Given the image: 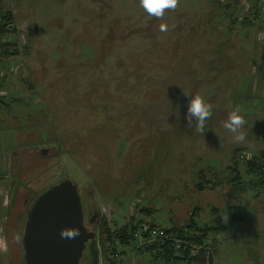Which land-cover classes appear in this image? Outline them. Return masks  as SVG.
<instances>
[{
    "label": "rangeland",
    "instance_id": "1",
    "mask_svg": "<svg viewBox=\"0 0 264 264\" xmlns=\"http://www.w3.org/2000/svg\"><path fill=\"white\" fill-rule=\"evenodd\" d=\"M1 7L15 17L4 41L17 55L0 57V202L9 217L0 264H25L27 212L65 180L112 229L139 209L169 234L221 218L224 230L207 239L211 264H264V186L247 171L249 160H264V0H179L163 19L139 0ZM184 92L213 105L203 136L188 127ZM230 106L242 110L247 144L222 127ZM135 245L115 256L100 245V264H162Z\"/></svg>",
    "mask_w": 264,
    "mask_h": 264
},
{
    "label": "water",
    "instance_id": "2",
    "mask_svg": "<svg viewBox=\"0 0 264 264\" xmlns=\"http://www.w3.org/2000/svg\"><path fill=\"white\" fill-rule=\"evenodd\" d=\"M96 237L85 226L78 187L65 180L38 196L28 212L22 238L25 263L81 264L91 240L92 264H100Z\"/></svg>",
    "mask_w": 264,
    "mask_h": 264
},
{
    "label": "trees",
    "instance_id": "3",
    "mask_svg": "<svg viewBox=\"0 0 264 264\" xmlns=\"http://www.w3.org/2000/svg\"><path fill=\"white\" fill-rule=\"evenodd\" d=\"M15 17L10 12L5 10L4 8H0V48L5 49V51L0 52V57L10 58L13 57L12 55H17L16 51L10 52L9 48H6V44H9L4 41V38L15 32ZM243 23H247V20H244ZM251 25V22L249 23ZM11 53L12 55H10ZM1 61V59H0ZM0 107H2L0 105ZM264 155V154H263ZM264 158V156H263ZM239 163L237 161L234 162V167H237ZM247 171L250 174L257 175L259 177L258 184L264 186V160H261L260 158H256L253 160H249V163L247 164ZM238 172H236L237 174ZM235 180L237 182L240 181V177L236 176ZM141 212V210H140ZM145 214H150V211H147L146 209L142 210ZM137 216V215H135ZM237 216L234 217V219ZM133 221H135L134 216L131 218L130 223H128L126 226L121 228H115L112 229L110 226H108V223L106 220L101 218L99 222V246L102 245V248L104 251L109 255L111 252L113 254L117 253L118 247H127L131 245V242L134 241V238L132 236V232L134 230L133 227ZM192 221V220H191ZM221 218L217 221V225L212 226H205V227H199L196 223L194 224L191 222L187 227H175L173 230L177 232L178 236L183 238L184 240H187L188 243L194 244V245H203L206 249H208L207 252L210 253V258L207 259L205 250L202 252H199V254L194 258H188V254H185V257L183 258L184 261H187L188 264H204L208 263L210 261V264L212 263V251L210 250V245L207 243V239H209V233H220L224 230V226L222 225ZM189 228V232L183 231L184 229ZM166 256V255H165ZM172 254L165 257V259L168 261L171 259ZM162 258V255L160 256ZM177 260V259H176ZM205 261V262H204ZM25 262V259H24ZM204 262V263H200ZM26 264V263H25Z\"/></svg>",
    "mask_w": 264,
    "mask_h": 264
},
{
    "label": "clouds",
    "instance_id": "4",
    "mask_svg": "<svg viewBox=\"0 0 264 264\" xmlns=\"http://www.w3.org/2000/svg\"><path fill=\"white\" fill-rule=\"evenodd\" d=\"M178 3L179 0H139V6L142 7L149 16L157 19H163L166 11L175 10ZM160 31L166 32L167 25L162 23L160 25ZM185 95L189 97L186 114L188 127L194 128L197 133L203 136L207 126L206 122L212 117L213 105L208 103L205 97L199 93H185ZM241 113L242 110L239 106H230L228 117L223 121L222 127L232 134L234 142L247 144L248 133L244 130L246 120ZM69 235H72V233H69ZM97 246L98 250L101 251L99 242ZM111 254L115 256L112 252L110 255Z\"/></svg>",
    "mask_w": 264,
    "mask_h": 264
},
{
    "label": "built area",
    "instance_id": "5",
    "mask_svg": "<svg viewBox=\"0 0 264 264\" xmlns=\"http://www.w3.org/2000/svg\"><path fill=\"white\" fill-rule=\"evenodd\" d=\"M136 213L137 216L136 220L133 221L134 230L132 232L136 243L134 253L147 252L155 254L154 256L158 257L162 264H188L187 261L183 260L185 254H188V258H194L199 252L204 250L207 259L210 258V253L207 252L208 249L203 245L190 244L173 232L169 234L168 228L157 224L152 217L141 216L140 209ZM170 254H172V257L167 261L165 257ZM161 255L162 258H160Z\"/></svg>",
    "mask_w": 264,
    "mask_h": 264
},
{
    "label": "flooded vegetation",
    "instance_id": "6",
    "mask_svg": "<svg viewBox=\"0 0 264 264\" xmlns=\"http://www.w3.org/2000/svg\"><path fill=\"white\" fill-rule=\"evenodd\" d=\"M82 203H83V200H82ZM33 204L30 206L28 212L30 211V209L33 206ZM83 208H84L85 226H86V228L88 229L89 232L90 231H94V232L97 233L96 227L99 226V222H100V221L98 222V220H99L98 219L99 218V212L97 211L96 208H93V207L92 208H89L84 203H83ZM28 212H27V216H28ZM27 216H26L25 223H24V229H25V225H26V221H27ZM8 226H9V223L6 224L5 228H7ZM24 229H23V235H24ZM6 233H7V229H6ZM6 233H4L5 236H7ZM4 235L2 236V238L4 240H6L4 238ZM22 238H23V236H22ZM96 239H97V237H96ZM90 244H91V240L87 243V248H86V250L84 252V255H83V259H82L81 264H84V261L86 263L87 260H88V257H91V264H92V253L90 252V249H89ZM97 244H98V241H97ZM6 250H7V248H6ZM22 250H23L22 255L24 256V249L22 248ZM99 253L100 254H103L102 251H99ZM4 254H6V253H4ZM0 256H1V254H0ZM5 261H6V264H7V260H5ZM89 264H90V260H89Z\"/></svg>",
    "mask_w": 264,
    "mask_h": 264
},
{
    "label": "crops",
    "instance_id": "7",
    "mask_svg": "<svg viewBox=\"0 0 264 264\" xmlns=\"http://www.w3.org/2000/svg\"><path fill=\"white\" fill-rule=\"evenodd\" d=\"M7 166V165H6ZM2 203V201L0 202V222L1 221H4V222H6L5 223V225L6 224H8V219H9V217H8V215H7V213L6 212H8V210H7V208H5V206L7 205V204H4V205H2L1 204ZM5 225H2V223L0 224V241H1V239H2V236H3V232H4V230H5ZM1 252H2V249H1V245H0V254H1Z\"/></svg>",
    "mask_w": 264,
    "mask_h": 264
}]
</instances>
